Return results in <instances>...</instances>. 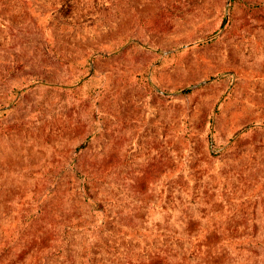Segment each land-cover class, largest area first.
Instances as JSON below:
<instances>
[{"label":"rangeland","instance_id":"1","mask_svg":"<svg viewBox=\"0 0 264 264\" xmlns=\"http://www.w3.org/2000/svg\"><path fill=\"white\" fill-rule=\"evenodd\" d=\"M0 264H264V0H0Z\"/></svg>","mask_w":264,"mask_h":264}]
</instances>
